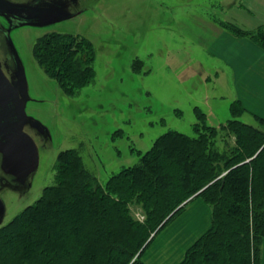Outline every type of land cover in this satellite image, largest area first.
<instances>
[{
	"label": "rangeland",
	"instance_id": "1",
	"mask_svg": "<svg viewBox=\"0 0 264 264\" xmlns=\"http://www.w3.org/2000/svg\"><path fill=\"white\" fill-rule=\"evenodd\" d=\"M240 1L0 0L44 14L40 20H25L0 10L1 68L24 87L21 103L29 119L24 132L39 157L36 169L24 178L0 169V226L54 183L61 150L78 149L86 167L105 183L122 168L137 164L166 131L196 136V106L207 115L208 125L219 128L232 118L231 104L241 98L248 110L239 119L261 127L255 115H264V91L257 90L264 87V76L250 67L233 69L225 58L227 51L242 55L245 47L228 43L229 31L221 24L251 29L264 22L259 0ZM50 32L81 35L94 44L96 75L74 96L33 56L36 40ZM218 146L224 147L221 141ZM133 212L143 219L139 208ZM210 224L211 206L201 198L190 201L158 234L145 261L179 263Z\"/></svg>",
	"mask_w": 264,
	"mask_h": 264
},
{
	"label": "trees",
	"instance_id": "2",
	"mask_svg": "<svg viewBox=\"0 0 264 264\" xmlns=\"http://www.w3.org/2000/svg\"><path fill=\"white\" fill-rule=\"evenodd\" d=\"M221 25L264 49L263 26ZM33 56L70 96L96 75L94 44L81 35L44 34ZM230 108L232 118L218 128L196 106V136L166 131L105 183L78 149L61 150L54 183L0 226V264H148L144 256L158 234L199 198L211 206V224L177 264H262L264 118L255 115V127L239 119L247 111L240 100Z\"/></svg>",
	"mask_w": 264,
	"mask_h": 264
},
{
	"label": "water",
	"instance_id": "3",
	"mask_svg": "<svg viewBox=\"0 0 264 264\" xmlns=\"http://www.w3.org/2000/svg\"><path fill=\"white\" fill-rule=\"evenodd\" d=\"M0 10L20 14L26 20L39 19L44 15L42 12L32 14L28 8L13 5L2 6ZM23 88L21 80L16 82L9 80L0 64V153L3 154L2 167L5 172L21 178L29 176L36 169L39 161L38 150L34 141L24 132L25 124L29 119L26 117L21 103V96L25 97Z\"/></svg>",
	"mask_w": 264,
	"mask_h": 264
},
{
	"label": "crops",
	"instance_id": "4",
	"mask_svg": "<svg viewBox=\"0 0 264 264\" xmlns=\"http://www.w3.org/2000/svg\"><path fill=\"white\" fill-rule=\"evenodd\" d=\"M230 1H231L232 4H235V5L241 2L240 0H229V3H230ZM258 3L260 5L263 4L262 6L264 7V0H262V2H261V0H259ZM259 26H263L264 27V22H262ZM258 27H255V28H258ZM255 28H251V29H255ZM226 33H227V31L223 32L222 35L224 36V35H226ZM235 37H234L233 34L228 32V43L234 44V42L236 41L237 45L244 46L245 50H244L242 55L236 54V55H232V56L227 51L228 54L225 56V58L227 60L226 61L227 64L230 65L233 69L235 67H238L239 69H243L245 67L246 68L250 67L251 69H253V72L264 76V49H262L261 46H259L258 44H256L255 42H253L252 40H250L248 38L247 39L250 40L251 42H248V41L244 40L245 38H241V37H238V40H235ZM229 51L233 52L234 48L232 47L231 49H229ZM259 84L260 83H258V85ZM257 90L259 92H263L264 91V87L261 88L260 86H258ZM258 95H260V94H258ZM257 99H259V98L257 97ZM236 100H240L243 103V105L246 108V110H248V107H247V105H246V103L244 102L243 99L238 98ZM251 112H253V111L251 110ZM256 115L261 116V114H256ZM261 117L264 118V115H262ZM262 264H264V253H263V256H262Z\"/></svg>",
	"mask_w": 264,
	"mask_h": 264
},
{
	"label": "flooded vegetation",
	"instance_id": "5",
	"mask_svg": "<svg viewBox=\"0 0 264 264\" xmlns=\"http://www.w3.org/2000/svg\"><path fill=\"white\" fill-rule=\"evenodd\" d=\"M4 4V2L3 3H0V7H2V6H6V5H3ZM2 11V10H1ZM5 12V11H4ZM5 14L8 16L9 14H11V15H13V17L15 16H17V17H19V18H23V17H21L20 16V14H16V13H9V12H5ZM46 17L48 16V15H45ZM24 19V18H23ZM26 20V19H25ZM36 20V19H35ZM37 20H40V19H37ZM0 156L2 157H0V169H2L3 167H2V162H3V154L2 153H0ZM2 180H3V178L0 176V191H2ZM3 206H4V203L2 202V199H0V212L2 211V209H3Z\"/></svg>",
	"mask_w": 264,
	"mask_h": 264
}]
</instances>
